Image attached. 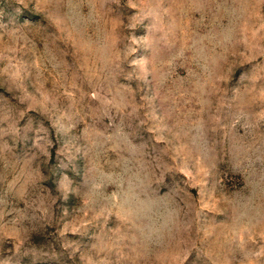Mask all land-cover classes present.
I'll list each match as a JSON object with an SVG mask.
<instances>
[{
    "label": "rangeland",
    "instance_id": "1",
    "mask_svg": "<svg viewBox=\"0 0 264 264\" xmlns=\"http://www.w3.org/2000/svg\"><path fill=\"white\" fill-rule=\"evenodd\" d=\"M0 264H264V0H0Z\"/></svg>",
    "mask_w": 264,
    "mask_h": 264
}]
</instances>
